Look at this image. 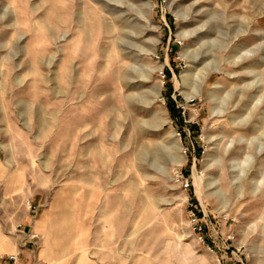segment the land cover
<instances>
[{
    "label": "rangeland",
    "instance_id": "obj_1",
    "mask_svg": "<svg viewBox=\"0 0 264 264\" xmlns=\"http://www.w3.org/2000/svg\"><path fill=\"white\" fill-rule=\"evenodd\" d=\"M27 216L20 264H264V0H0V219Z\"/></svg>",
    "mask_w": 264,
    "mask_h": 264
},
{
    "label": "crops",
    "instance_id": "obj_2",
    "mask_svg": "<svg viewBox=\"0 0 264 264\" xmlns=\"http://www.w3.org/2000/svg\"><path fill=\"white\" fill-rule=\"evenodd\" d=\"M28 216L24 217L23 226L20 230H16V233H13L11 224L1 223L3 220L0 219V244L2 245L0 248V264H20V259L28 256V250L25 247L34 244L33 241L36 240L30 239V235L34 233V228L39 229L44 236L47 235L48 227L44 223L45 217L43 216L36 224L31 225ZM40 222L41 225L45 226V231L39 228ZM45 242H49V240H45ZM49 244H46V247L51 245ZM9 257H14V259H10ZM57 263L54 262L53 264Z\"/></svg>",
    "mask_w": 264,
    "mask_h": 264
},
{
    "label": "bare ground",
    "instance_id": "obj_3",
    "mask_svg": "<svg viewBox=\"0 0 264 264\" xmlns=\"http://www.w3.org/2000/svg\"><path fill=\"white\" fill-rule=\"evenodd\" d=\"M183 37H185V35ZM191 54H192V52H191ZM182 57L185 58V59L188 58V51H183L182 52ZM214 65H216L215 68L217 69L218 68V63H216ZM192 68H193V66L191 65L190 69H192ZM182 81H183L184 85H187V86L195 85L197 87L196 90L200 89V83H199L200 81L198 83H193L194 81H193L192 75H189V73H187V72H185V74L182 76ZM195 82H197V81H195ZM216 91L217 90H214L209 95V98L211 100H214L215 102H217V106H215L214 109H213L214 110V112H213L214 115H222L225 112V107L228 104V101H229V98H230V94L226 95L225 98H219L218 96H216V93H217ZM155 92H156L155 93V97L157 98L159 96V94H160V86L157 87ZM242 96L243 95L239 96L240 99L242 98ZM180 148L181 147H180L179 142L174 138L171 142L168 143L167 147L162 149L161 157H166V158H169L171 160H176L177 161V160L181 159V155L179 153L181 151ZM248 161H249L248 158H245L244 160L240 161V163L237 166L239 168L240 173L243 174V175L246 174L247 165L249 163ZM262 254L264 255V250H263Z\"/></svg>",
    "mask_w": 264,
    "mask_h": 264
},
{
    "label": "built area",
    "instance_id": "obj_4",
    "mask_svg": "<svg viewBox=\"0 0 264 264\" xmlns=\"http://www.w3.org/2000/svg\"><path fill=\"white\" fill-rule=\"evenodd\" d=\"M161 74H162V78H164L163 72H161ZM184 113L185 112L183 111L182 114L184 115ZM178 182H180V184L183 185L185 190H187L190 187L187 179H184V180H181V181L178 180ZM30 208H31V206L29 205L28 209H30ZM189 217H190V222H191V224L193 226V232L199 234L200 238L202 239L204 228L201 225L199 218L196 216V214L193 211L190 212ZM18 227H20V225H18ZM36 238H38L37 234L33 233V234L30 235V239H36ZM9 258L10 259H14V257H9Z\"/></svg>",
    "mask_w": 264,
    "mask_h": 264
},
{
    "label": "trees",
    "instance_id": "obj_5",
    "mask_svg": "<svg viewBox=\"0 0 264 264\" xmlns=\"http://www.w3.org/2000/svg\"><path fill=\"white\" fill-rule=\"evenodd\" d=\"M178 116H180V113H178Z\"/></svg>",
    "mask_w": 264,
    "mask_h": 264
}]
</instances>
